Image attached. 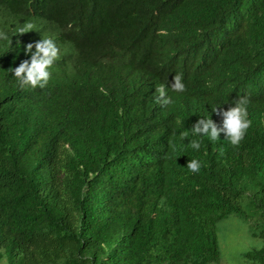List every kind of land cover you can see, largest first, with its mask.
<instances>
[{
  "label": "trees",
  "instance_id": "trees-1",
  "mask_svg": "<svg viewBox=\"0 0 264 264\" xmlns=\"http://www.w3.org/2000/svg\"><path fill=\"white\" fill-rule=\"evenodd\" d=\"M44 36L47 84L18 85ZM240 96V143L193 149ZM232 215L258 239L237 264H264V0H0V264H220Z\"/></svg>",
  "mask_w": 264,
  "mask_h": 264
},
{
  "label": "clouds",
  "instance_id": "clouds-1",
  "mask_svg": "<svg viewBox=\"0 0 264 264\" xmlns=\"http://www.w3.org/2000/svg\"><path fill=\"white\" fill-rule=\"evenodd\" d=\"M31 23H25L17 32L24 33L32 30ZM25 54H30L28 59L22 60L18 66L10 67L11 76L20 86H30L32 88H43L50 76V67L57 58L58 48L51 37L44 36L34 43H28L24 48ZM171 89L175 92H183L185 85L182 82L180 74L173 76L172 82L161 84L157 89L158 99L167 104L169 102L165 89ZM225 104V103H224ZM227 109L213 106L211 111L216 113L220 119L217 123L210 116L199 117L191 126V134L196 137L188 141L193 149H200L201 138L207 137L210 142L216 141L223 133V139L229 144L235 146L243 139L246 130L251 121L247 118V97H234L231 103H228ZM223 105V104H222ZM187 132L181 133L186 137ZM190 172H198L201 163L197 159H189L186 164Z\"/></svg>",
  "mask_w": 264,
  "mask_h": 264
},
{
  "label": "rangeland",
  "instance_id": "rangeland-1",
  "mask_svg": "<svg viewBox=\"0 0 264 264\" xmlns=\"http://www.w3.org/2000/svg\"><path fill=\"white\" fill-rule=\"evenodd\" d=\"M220 244V264H237L238 254L256 244L257 238L251 236L247 225L238 216L232 215L217 224Z\"/></svg>",
  "mask_w": 264,
  "mask_h": 264
}]
</instances>
